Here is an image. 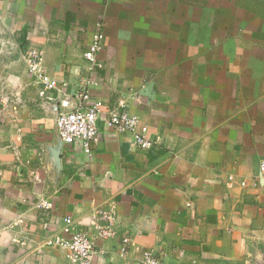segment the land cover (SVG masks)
Here are the masks:
<instances>
[{
    "label": "crops",
    "instance_id": "obj_1",
    "mask_svg": "<svg viewBox=\"0 0 264 264\" xmlns=\"http://www.w3.org/2000/svg\"><path fill=\"white\" fill-rule=\"evenodd\" d=\"M98 30L101 67L85 59ZM33 48L58 82L45 97ZM82 91L104 103L91 158L56 124ZM121 104L153 148L105 126ZM263 156L264 0H0V264H69L47 241L112 205L117 233L90 231L93 264L147 251L163 264H264Z\"/></svg>",
    "mask_w": 264,
    "mask_h": 264
},
{
    "label": "built area",
    "instance_id": "obj_2",
    "mask_svg": "<svg viewBox=\"0 0 264 264\" xmlns=\"http://www.w3.org/2000/svg\"><path fill=\"white\" fill-rule=\"evenodd\" d=\"M105 35L98 30L92 36L89 50L85 53V59L94 65L101 67L99 55L104 50ZM29 73L43 86L40 96L45 97L46 91L55 89L58 82L45 73L42 66V54L37 49H30L24 56ZM65 85V84H64ZM78 98L83 102L71 112L59 113L56 124L59 137L64 143L81 142L84 152L88 157L93 156L92 144L97 141L98 122L104 112V103L93 98L92 94L82 91ZM89 102V104H84ZM105 126L108 129L131 133L138 149L149 150L154 143L149 137L148 126L137 116L131 115L121 104L114 110H109L105 118ZM260 178L264 181V156L259 165ZM234 179L229 178L226 186L232 187ZM241 185H245L243 182ZM42 207L52 208L53 204L45 201ZM115 206L109 210L97 208L90 216L88 229L79 230L73 226V220L65 219L66 236H58L47 241V246L60 247L68 252L69 264H93L95 255L94 237L90 231H94L97 239L109 240L115 237ZM128 238L123 240L121 255L127 254ZM140 264H163L161 259L153 251L144 253Z\"/></svg>",
    "mask_w": 264,
    "mask_h": 264
}]
</instances>
